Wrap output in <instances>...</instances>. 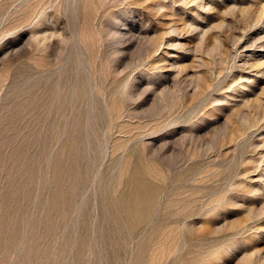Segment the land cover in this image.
<instances>
[{
	"label": "rangeland",
	"instance_id": "obj_1",
	"mask_svg": "<svg viewBox=\"0 0 264 264\" xmlns=\"http://www.w3.org/2000/svg\"><path fill=\"white\" fill-rule=\"evenodd\" d=\"M0 264H264V0H0Z\"/></svg>",
	"mask_w": 264,
	"mask_h": 264
},
{
	"label": "bare ground",
	"instance_id": "obj_2",
	"mask_svg": "<svg viewBox=\"0 0 264 264\" xmlns=\"http://www.w3.org/2000/svg\"><path fill=\"white\" fill-rule=\"evenodd\" d=\"M89 92V91H88ZM92 97V96H91ZM91 102H92V100H91ZM90 107V106H89ZM88 107V108H89ZM90 109V108H89ZM90 112V111H89ZM121 112V111H120ZM118 115V114H117ZM121 115V114H120ZM88 120V119H87ZM77 127V126H76ZM75 130V129H74ZM139 195V194H138ZM130 217H131V215H130ZM163 245V244H162ZM158 249V248H157ZM161 249V248H160ZM158 253H160V252H158ZM162 255V254H161Z\"/></svg>",
	"mask_w": 264,
	"mask_h": 264
}]
</instances>
